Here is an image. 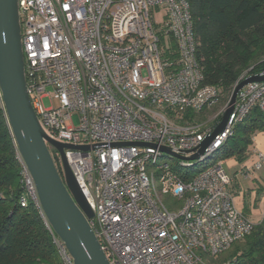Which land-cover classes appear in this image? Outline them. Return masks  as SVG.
<instances>
[{"label": "built area", "instance_id": "built-area-1", "mask_svg": "<svg viewBox=\"0 0 264 264\" xmlns=\"http://www.w3.org/2000/svg\"><path fill=\"white\" fill-rule=\"evenodd\" d=\"M159 10L162 22L155 19ZM18 13L27 90L43 129L60 142L90 147L65 154L110 264H214L252 232L255 224L237 206L218 152L254 108L264 117V81L238 92L224 132L198 159H187L225 109L198 118L220 94L205 82L187 0H18ZM251 74L263 75L264 68ZM45 97L53 106L45 107ZM259 156L242 175L263 166ZM16 158L21 203L33 199L44 216L17 145ZM166 194L178 207L168 206ZM45 221L61 264H74Z\"/></svg>", "mask_w": 264, "mask_h": 264}, {"label": "trees", "instance_id": "trees-1", "mask_svg": "<svg viewBox=\"0 0 264 264\" xmlns=\"http://www.w3.org/2000/svg\"><path fill=\"white\" fill-rule=\"evenodd\" d=\"M205 82L227 100L245 73L264 68V0H187ZM264 130V117L254 108L235 125L218 153L220 159L248 157L253 135ZM56 150H53L55 161ZM57 167L62 174L60 165ZM200 170L182 174L189 179ZM16 144L0 92V264H59L60 256L40 208L33 199L23 205L24 186ZM234 250L214 264H264V223L255 225ZM222 254V253H220Z\"/></svg>", "mask_w": 264, "mask_h": 264}, {"label": "water", "instance_id": "water-1", "mask_svg": "<svg viewBox=\"0 0 264 264\" xmlns=\"http://www.w3.org/2000/svg\"><path fill=\"white\" fill-rule=\"evenodd\" d=\"M256 81H264V74H251L235 84L220 121L200 143L198 151L187 159H198L214 138L224 132L238 92ZM0 92L12 135L34 179L45 219L64 242L74 264H110L89 222L94 217V211L65 154L67 148L88 150L90 147L68 144L50 137L32 106L26 85L18 0H0ZM49 145L60 153L63 174ZM162 150L182 158L165 146Z\"/></svg>", "mask_w": 264, "mask_h": 264}, {"label": "crops", "instance_id": "crops-1", "mask_svg": "<svg viewBox=\"0 0 264 264\" xmlns=\"http://www.w3.org/2000/svg\"><path fill=\"white\" fill-rule=\"evenodd\" d=\"M260 153L264 154V130L253 135L248 157L244 161L234 157L223 161L226 172L233 178L230 190L236 204L255 225L264 223V164L248 176L242 175V168L256 162Z\"/></svg>", "mask_w": 264, "mask_h": 264}, {"label": "rangeland", "instance_id": "rangeland-1", "mask_svg": "<svg viewBox=\"0 0 264 264\" xmlns=\"http://www.w3.org/2000/svg\"><path fill=\"white\" fill-rule=\"evenodd\" d=\"M155 19H156L157 22H162L163 19H164V10L156 11L155 12ZM262 60H264V57L262 58ZM249 75H251V74H249ZM228 99L225 101V100H223V96L220 97L219 101L216 102L212 107H210L208 109L206 108L203 112H201L200 115L198 116V118H201V120H203V119L207 120L215 112L223 110L225 108V106L227 105V103H228ZM43 102H44L45 107H51L55 103L54 100H51L49 97H45L43 99ZM75 121H76V124H77V118L76 117H75ZM15 144H16V142H15ZM49 147H50L51 152L53 153L54 147L51 146V145H49ZM225 160L226 159L222 158V161H225ZM168 161L173 166L174 165L177 166L178 163H179V160L177 158H168ZM55 162H56V164H58L57 161H55ZM196 164L199 165V162H197ZM62 174H63V172H62ZM164 200H165L166 203H168V206L170 205V207L173 206V205L178 207V205H179V204H174L176 200L171 198L167 194L164 196ZM233 250H234V247L232 245L230 248H228L227 250L223 251L222 254H220L218 256V259L222 258L223 256H226V255L230 254L231 252H233ZM59 264H61V258H60V263Z\"/></svg>", "mask_w": 264, "mask_h": 264}]
</instances>
